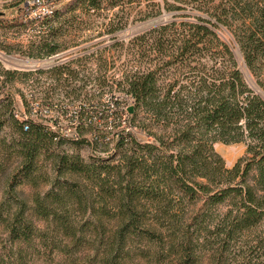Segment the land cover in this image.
<instances>
[{
    "label": "trees",
    "instance_id": "trees-1",
    "mask_svg": "<svg viewBox=\"0 0 264 264\" xmlns=\"http://www.w3.org/2000/svg\"><path fill=\"white\" fill-rule=\"evenodd\" d=\"M23 4L10 7L22 13ZM141 6V0H58L39 23L53 35L90 29L93 18L109 16L104 30L117 39L136 9L144 20L157 7L169 14L126 45H113L125 63L119 70L109 62L113 78L122 73L109 91L126 99L114 104L109 144L85 139V129L67 140L42 122L18 120L12 102L0 106V128L6 122L15 128L13 154L20 160L0 199L6 235L0 264H264V0ZM222 28L232 43L221 39ZM57 50L46 42L37 53ZM75 62L24 76L48 75L78 98L86 84L71 86L79 77ZM100 99L71 104H80L84 117ZM67 142L113 153L84 161L59 150ZM217 143L245 144L246 155L228 168ZM44 155L53 159L52 176L39 191ZM1 168L0 162V175ZM23 179L35 189L28 204L15 194Z\"/></svg>",
    "mask_w": 264,
    "mask_h": 264
},
{
    "label": "rangeland",
    "instance_id": "rangeland-1",
    "mask_svg": "<svg viewBox=\"0 0 264 264\" xmlns=\"http://www.w3.org/2000/svg\"><path fill=\"white\" fill-rule=\"evenodd\" d=\"M19 1L26 3L28 0H0V20L5 24L0 28V106L7 105L12 102V108L20 114L29 116V103L31 98H36L42 105L49 106L52 113L43 111L40 119L31 118L30 120L42 122L49 126L50 120L60 121L63 130H67L75 122V112L80 104H71L73 100H89L98 99L104 95H109V99L100 101L92 107H88L87 111H92L95 107L105 109L109 112V122L112 121L111 113L115 102H124L126 96L124 94H115L109 91V81L121 80L122 73L118 72L113 78L109 74V62L116 61V67L121 70L125 63V56L121 50L113 48V45L119 41L127 44L134 34L143 30L152 28L168 19L169 14H158L159 8L150 12L152 14L147 19H143L142 15L137 14L138 9L132 11L131 22L129 27L115 36L109 35L104 27L109 24V16L105 21L99 18H93L90 22V29L79 32H63L51 35L46 27L39 24L31 23L28 13L25 11L24 4L19 8L10 7L11 3ZM170 0H141L142 10L147 3L155 5H164ZM27 14V15H26ZM187 15V14H186ZM84 18V17H83ZM84 21L87 19L84 18ZM221 39L227 43H232L233 38L230 31L222 28L218 31ZM58 45L57 52L48 56L43 52L38 55V50L43 43ZM78 54H83L82 58L76 59L73 69L79 72V77L73 82L72 87L85 88L79 91V97L68 96L63 87H59V83L48 75L32 73L31 76H24L27 72H36V70H46L51 66L59 64L61 58H68ZM107 65V71L102 68ZM9 74V75H8ZM251 80V77L249 78ZM101 83L105 87H101ZM61 85H65L64 82ZM71 88L67 90L70 92ZM117 98L119 100H117ZM63 102L61 106H52L49 102ZM85 104V103H83ZM86 107V105H85ZM122 110H124L122 108ZM86 112V111H85ZM83 117V116H82ZM74 119V120H73ZM111 119V121H110ZM6 122L0 128V162L2 165L0 175V199L9 191V182L13 174L18 170L20 160L13 154L17 149V134L15 128ZM83 133L85 139L90 140V129H85ZM113 131L109 129V136L112 137ZM136 136L140 141L145 140V136L136 131ZM215 151L223 158L228 168H232L234 164L246 155L245 144L224 145L217 143L214 145ZM59 150H65L69 154L79 155L84 161L93 158L107 159L113 153L112 147L107 149H96L89 147L88 144L76 145L71 142L63 144ZM58 152V150L56 151ZM53 159L51 157L42 156L39 163V191L47 190L48 186L45 180L52 176L51 166ZM35 189L24 179L22 183L15 189V194L19 199L30 203L31 197ZM15 210V209H14ZM5 233L0 229V247L5 243ZM36 264H46L43 260H39Z\"/></svg>",
    "mask_w": 264,
    "mask_h": 264
},
{
    "label": "built area",
    "instance_id": "built-area-1",
    "mask_svg": "<svg viewBox=\"0 0 264 264\" xmlns=\"http://www.w3.org/2000/svg\"><path fill=\"white\" fill-rule=\"evenodd\" d=\"M57 1L58 0H28L25 4L26 8L29 10L28 18L35 24L42 23L46 18L52 16L56 8ZM82 57L83 54H78L68 58H61L62 61L56 65L65 64ZM106 99H109V95H104L101 97L102 101H105ZM29 101V116L15 111V117L18 120L27 121L31 118L40 119L43 111H45L46 114L52 113V111L49 110V106L42 105L38 99L33 97ZM93 110L94 111H92L91 115H84V117H82V107H78L77 111L75 112V122L66 131L63 130V128L60 126V121L58 122L57 119L50 120L49 127L55 132L57 136L71 141L81 138L80 129H90L91 132L89 133V137L91 140L98 141L101 144H109V129H111L109 125V112L105 109L97 107H95ZM129 110L130 109L127 107L124 108V112H122L121 124L123 127L128 126L130 114ZM57 138L58 137H56L55 140H57Z\"/></svg>",
    "mask_w": 264,
    "mask_h": 264
},
{
    "label": "water",
    "instance_id": "water-1",
    "mask_svg": "<svg viewBox=\"0 0 264 264\" xmlns=\"http://www.w3.org/2000/svg\"><path fill=\"white\" fill-rule=\"evenodd\" d=\"M1 15V14H0Z\"/></svg>",
    "mask_w": 264,
    "mask_h": 264
}]
</instances>
